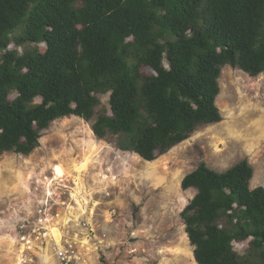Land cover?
Wrapping results in <instances>:
<instances>
[{"label":"trees","instance_id":"1","mask_svg":"<svg viewBox=\"0 0 264 264\" xmlns=\"http://www.w3.org/2000/svg\"><path fill=\"white\" fill-rule=\"evenodd\" d=\"M225 66L264 73V0H0V156L31 154L73 116L153 161L222 120ZM252 175L243 159L182 179L196 191L180 216L197 264H264V185L250 189Z\"/></svg>","mask_w":264,"mask_h":264},{"label":"rangeland","instance_id":"2","mask_svg":"<svg viewBox=\"0 0 264 264\" xmlns=\"http://www.w3.org/2000/svg\"><path fill=\"white\" fill-rule=\"evenodd\" d=\"M218 82L222 120L150 162L73 116L53 121L31 154L4 152L0 264H65L53 251L60 243L72 246L68 264H197L180 216L196 193L181 188L184 176L201 162L223 172L246 159L250 189L264 185V73L225 66ZM98 97L93 120L109 110V94Z\"/></svg>","mask_w":264,"mask_h":264},{"label":"built area","instance_id":"3","mask_svg":"<svg viewBox=\"0 0 264 264\" xmlns=\"http://www.w3.org/2000/svg\"><path fill=\"white\" fill-rule=\"evenodd\" d=\"M63 246L60 244H54L53 245V251L54 255L56 256L57 259L61 260L65 264H68L72 262L74 259L73 251H72V246Z\"/></svg>","mask_w":264,"mask_h":264},{"label":"bare ground","instance_id":"4","mask_svg":"<svg viewBox=\"0 0 264 264\" xmlns=\"http://www.w3.org/2000/svg\"><path fill=\"white\" fill-rule=\"evenodd\" d=\"M86 164H87V159H85L83 162H81L79 165H77L76 167H75V169H76V171H81V170H83L85 167H86ZM55 172L59 175V176H62L63 174H64V171H63V167H61V166H59V165H56L55 166ZM77 182V181H76ZM52 233L54 234V235H56V234H58L57 232H56V229H53L52 230ZM58 236V235H57ZM56 236V237H57Z\"/></svg>","mask_w":264,"mask_h":264}]
</instances>
